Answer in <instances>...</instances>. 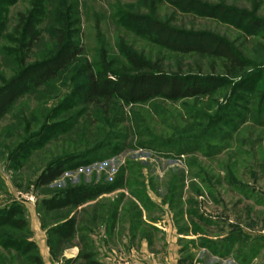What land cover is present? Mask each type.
<instances>
[{
    "label": "rangeland",
    "instance_id": "rangeland-1",
    "mask_svg": "<svg viewBox=\"0 0 264 264\" xmlns=\"http://www.w3.org/2000/svg\"><path fill=\"white\" fill-rule=\"evenodd\" d=\"M29 13L38 33L24 55ZM145 19L224 40L241 68L160 46ZM0 26V86L22 60L51 58L59 30L83 51L0 119V209L21 204L26 223L0 229V264H32L35 253L43 264H264V0H0ZM129 56L223 85L178 101L80 99L88 68L132 73ZM18 150L28 151L19 165ZM56 164L61 177L37 187ZM75 188L97 195L78 207L41 202Z\"/></svg>",
    "mask_w": 264,
    "mask_h": 264
},
{
    "label": "trees",
    "instance_id": "trees-1",
    "mask_svg": "<svg viewBox=\"0 0 264 264\" xmlns=\"http://www.w3.org/2000/svg\"><path fill=\"white\" fill-rule=\"evenodd\" d=\"M19 22L25 39L22 46L24 55H26L31 51L37 39L36 22L31 13L26 16L20 15ZM145 26L151 34L153 33L157 43L166 49L219 58L229 71L241 68L242 62L232 48L216 36L179 32L149 19L146 20ZM252 27L257 26L253 25ZM82 52V46L77 40H73L64 30H59L57 49L51 58L31 65H23L24 60H22L19 73L0 86V119L18 100L57 79L77 60ZM128 61L133 66L132 73L116 74L112 78H109L108 70L104 67L98 71L87 67L86 82L78 87L77 95L84 103L88 104L118 99L125 105H133L158 98L167 101L202 98L223 85L220 78L213 76L170 75L162 71L161 68L139 58L129 56ZM252 89L250 88L248 91ZM262 98L264 99V96ZM258 112L262 114L264 110L261 109ZM27 156L28 151L20 152L18 150L12 160L19 165L20 157ZM63 172L62 164L49 165L37 178L36 186L50 185L61 177ZM96 195L97 193L90 194L86 190L75 188L63 192L59 198L43 199L41 202L49 210L78 207ZM23 212V207L19 203H13L9 207L0 209V229L3 227L24 229L26 223ZM66 224L67 228L64 230L63 236L69 238L73 226L71 222ZM26 247V252H30L33 249V244L27 243ZM31 262L32 264H43L37 253L31 256Z\"/></svg>",
    "mask_w": 264,
    "mask_h": 264
}]
</instances>
